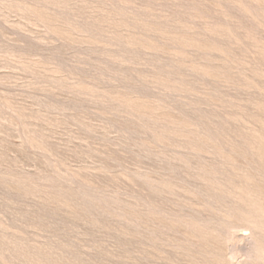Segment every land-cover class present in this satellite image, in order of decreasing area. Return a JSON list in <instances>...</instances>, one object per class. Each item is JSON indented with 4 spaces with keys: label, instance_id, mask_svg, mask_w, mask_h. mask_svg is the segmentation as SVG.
Returning a JSON list of instances; mask_svg holds the SVG:
<instances>
[{
    "label": "rangeland",
    "instance_id": "rangeland-1",
    "mask_svg": "<svg viewBox=\"0 0 264 264\" xmlns=\"http://www.w3.org/2000/svg\"><path fill=\"white\" fill-rule=\"evenodd\" d=\"M0 264H264V0H0Z\"/></svg>",
    "mask_w": 264,
    "mask_h": 264
},
{
    "label": "bare ground",
    "instance_id": "bare-ground-1",
    "mask_svg": "<svg viewBox=\"0 0 264 264\" xmlns=\"http://www.w3.org/2000/svg\"><path fill=\"white\" fill-rule=\"evenodd\" d=\"M233 252H234V251H233ZM233 252L230 253V255H231L232 257H234V253H233ZM229 257H230V256H229ZM231 260H232V259H231Z\"/></svg>",
    "mask_w": 264,
    "mask_h": 264
}]
</instances>
